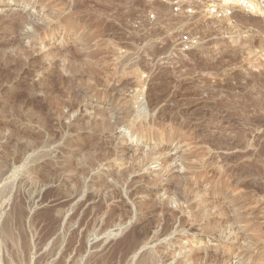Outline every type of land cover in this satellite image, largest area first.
<instances>
[{"label":"rangeland","instance_id":"374dc122","mask_svg":"<svg viewBox=\"0 0 264 264\" xmlns=\"http://www.w3.org/2000/svg\"><path fill=\"white\" fill-rule=\"evenodd\" d=\"M12 203L0 264H264V21L0 0V216Z\"/></svg>","mask_w":264,"mask_h":264},{"label":"bare ground","instance_id":"6f19581e","mask_svg":"<svg viewBox=\"0 0 264 264\" xmlns=\"http://www.w3.org/2000/svg\"><path fill=\"white\" fill-rule=\"evenodd\" d=\"M241 15H244V14H241ZM151 154L152 153H150V152H146V153L142 154L141 157H139V159H138V167L141 165L143 166V164L152 160ZM44 215L49 216L50 211H46L44 213ZM45 216L42 217V219H44ZM23 217H24V214H23L22 208L19 206L18 203H12L7 210L3 211V215L0 216V244L3 246V256L0 255V262L3 261L6 263L7 261H14L13 251L11 252V249H9V246L5 244V240L11 239L12 243L16 242L15 241L16 235L13 232V229H15L17 231L20 230L21 225H22L21 223L23 221ZM38 225H39V223H38ZM45 229L48 230V232L49 231L51 232V229H49V226L45 227ZM19 232H21V231H19ZM48 232H46V234H44L43 237H46L48 235ZM21 235L24 238L22 233H21ZM121 243H125L126 253L129 254L134 247V240H133L131 231H127L125 233V235L122 237V239L120 240V242L118 244H121ZM26 257H27V245H26V242H23L22 263H24V261L26 260ZM109 260H110V262H112L113 257H111V259H109ZM104 261H105V258L101 256L95 260V264H101Z\"/></svg>","mask_w":264,"mask_h":264},{"label":"built area","instance_id":"2783aa9c","mask_svg":"<svg viewBox=\"0 0 264 264\" xmlns=\"http://www.w3.org/2000/svg\"><path fill=\"white\" fill-rule=\"evenodd\" d=\"M204 9L208 17L215 19L244 14L264 21V0H204ZM173 11H181V7L174 6ZM184 14H192V10L184 9Z\"/></svg>","mask_w":264,"mask_h":264}]
</instances>
